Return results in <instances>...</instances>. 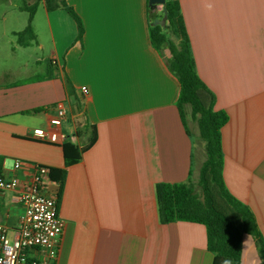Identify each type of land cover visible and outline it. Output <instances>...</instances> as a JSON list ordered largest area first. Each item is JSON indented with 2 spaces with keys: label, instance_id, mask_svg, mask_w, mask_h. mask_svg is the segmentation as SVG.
<instances>
[{
  "label": "crops",
  "instance_id": "obj_1",
  "mask_svg": "<svg viewBox=\"0 0 264 264\" xmlns=\"http://www.w3.org/2000/svg\"><path fill=\"white\" fill-rule=\"evenodd\" d=\"M178 1L197 73L215 109L229 116L222 129L225 183L251 208L264 237V0ZM66 2L82 20L83 36L68 11L48 10L42 0L33 21L37 40L27 47L13 37L28 23L7 29L0 9L2 175L21 164L19 187L0 191V224L17 237L24 211L18 197L38 166L55 168L66 171L65 180L49 174L43 193L58 197L65 229L52 264H214L204 225L160 220L157 185L195 184L206 156L177 106L169 52L150 42L147 1ZM60 102L68 111L60 130L65 143L82 147L93 127L98 134L68 167L63 144L48 141ZM35 131L46 138L34 139ZM29 256L48 257L40 249ZM260 263L256 239L245 235L241 264Z\"/></svg>",
  "mask_w": 264,
  "mask_h": 264
},
{
  "label": "trees",
  "instance_id": "obj_2",
  "mask_svg": "<svg viewBox=\"0 0 264 264\" xmlns=\"http://www.w3.org/2000/svg\"><path fill=\"white\" fill-rule=\"evenodd\" d=\"M41 1L23 7L29 13V22L22 32L16 34L17 43L21 46L27 47L37 40L33 21ZM44 1L48 10L68 11L78 25L79 38L83 36L84 24L66 0ZM146 1L150 16V42L158 53L169 52L167 67L179 86L177 106L185 119L187 107L190 106L192 118L198 123L206 156L198 181L202 196L192 182L157 185L160 220L164 224L191 222L204 225L208 233V249L215 257L214 264H241L244 236L251 235L257 241L260 264H264V237L255 214L231 194L224 180L222 129L228 123L229 116L225 111L215 109L216 98L197 73L180 3L178 0H167L165 9L168 20L166 27H162L153 26V22L158 16L164 17L163 9H151L149 0ZM66 82L68 90H72L70 80L66 78ZM97 139V129L93 127L92 135L84 146L64 143L66 166L80 162ZM3 162L4 158L0 156V175ZM50 176L53 181L63 183L66 171L51 168Z\"/></svg>",
  "mask_w": 264,
  "mask_h": 264
},
{
  "label": "built area",
  "instance_id": "obj_3",
  "mask_svg": "<svg viewBox=\"0 0 264 264\" xmlns=\"http://www.w3.org/2000/svg\"><path fill=\"white\" fill-rule=\"evenodd\" d=\"M82 91L86 95L89 94L87 88ZM56 111V116L51 120L54 130L49 133L48 141L64 144L66 136L62 135L60 130L68 112L66 103H58ZM33 138L44 140L46 134L35 131ZM20 168V162H16L13 174L0 175V191H14L19 187L16 172ZM49 174V168L38 166L33 181L25 186L18 197L17 203L21 204L24 211L20 216L17 237L11 239L8 228L0 224V264H52L56 260L65 221L59 213L58 197H49L43 193L44 178ZM37 249L46 251L47 259L30 258L29 251Z\"/></svg>",
  "mask_w": 264,
  "mask_h": 264
},
{
  "label": "rangeland",
  "instance_id": "obj_4",
  "mask_svg": "<svg viewBox=\"0 0 264 264\" xmlns=\"http://www.w3.org/2000/svg\"><path fill=\"white\" fill-rule=\"evenodd\" d=\"M35 1H37V0H33L32 4ZM24 4L30 5L29 0H2V1H0L1 14L3 16H6V18H7L6 24L4 23L5 25H7L6 26L7 29H15V30L20 29V22L22 21V19H23V25H25V26L27 25L29 13L21 11V10L16 8V5L23 6ZM156 14H159V13H156ZM156 19H162V17L158 16V17H156ZM2 27H3V24H1L0 30L3 29ZM13 39L15 42H17V38L13 37ZM186 118H187V123L190 125V128L192 129L193 133H195L198 136L197 142H198V145H199L201 151L203 152L204 147H203V142H202L201 137H200L198 123H197V121L193 120V118H192L190 106L187 107ZM203 156H204V154H203ZM195 186H196L197 193L202 196V190L199 187L198 182L195 183Z\"/></svg>",
  "mask_w": 264,
  "mask_h": 264
},
{
  "label": "water",
  "instance_id": "obj_5",
  "mask_svg": "<svg viewBox=\"0 0 264 264\" xmlns=\"http://www.w3.org/2000/svg\"><path fill=\"white\" fill-rule=\"evenodd\" d=\"M167 0H149V7L151 9H158V10H162L164 11V17L162 19H156L153 22V26H162V27H166L167 25V20H168V14L167 11L165 9V5H166Z\"/></svg>",
  "mask_w": 264,
  "mask_h": 264
}]
</instances>
